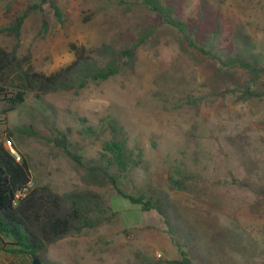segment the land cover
<instances>
[{
	"label": "rangeland",
	"instance_id": "rangeland-1",
	"mask_svg": "<svg viewBox=\"0 0 264 264\" xmlns=\"http://www.w3.org/2000/svg\"><path fill=\"white\" fill-rule=\"evenodd\" d=\"M56 1L62 21L44 5L42 12L29 15L21 31L19 53L30 52L38 72L49 74L73 61L71 45L90 49L116 42L140 23L157 24L164 33L157 47L141 48L134 75L90 84L78 93L38 98L27 92L25 101L8 113L10 105L0 97V142L10 150V141L17 161L28 163L34 186L60 195L83 189L74 164L52 139L55 130L79 142L84 156L91 159L101 151L99 140L105 137L101 120L114 116L125 126L130 145H138L144 153L143 165L133 169L121 187L131 195L159 186L168 191L177 213L199 236L196 257L190 256L193 264H264V100L237 101L231 93L216 96L228 88L239 89L240 73L219 75L212 61L181 53L162 19L148 10L127 13L120 0ZM168 1L180 4L183 17L205 31L220 23L222 46L243 25L264 52V0ZM28 4L0 0V28ZM14 42L0 34L1 47L11 49ZM188 96L201 98V105L193 107ZM83 125L96 129L97 137L83 139L79 134ZM178 169L195 177L193 192L169 182V175ZM105 195L117 212L114 223L53 244L45 259L52 264L182 260L155 210L144 211L111 191ZM36 256L43 264L44 259ZM33 261L0 252V264Z\"/></svg>",
	"mask_w": 264,
	"mask_h": 264
},
{
	"label": "trees",
	"instance_id": "trees-1",
	"mask_svg": "<svg viewBox=\"0 0 264 264\" xmlns=\"http://www.w3.org/2000/svg\"><path fill=\"white\" fill-rule=\"evenodd\" d=\"M5 1L8 4L29 2L23 11L11 18L7 26L0 28V34L15 40L11 49L0 46V97L10 105L5 113L21 105L27 92H35L38 98L66 92L78 93L90 84L100 85L117 76L134 75L141 48L157 47L164 33L157 24L140 23L132 27L128 36L116 42L102 43L90 49L71 45L73 61L45 74L33 68L30 52L25 55L19 53L20 37L29 15L42 12L44 5H49L57 19L62 21L57 1ZM119 5L127 13L148 10L158 15L162 19L161 25L166 26L181 53L190 58L199 55L212 61L218 66L219 75L230 77L240 73L238 80L243 82L239 89L228 88L226 92L216 93V96L224 97L226 93H231L237 101L264 100V52L258 49L243 25H238L229 44L222 46L220 23L210 31H205L199 23L191 25L176 2L120 0ZM43 27L47 29L46 21H43ZM188 99L193 107L201 105V98L188 96ZM100 129L105 135L99 140L101 151L91 159L84 156V148L69 134L55 130L52 138L74 164L84 184L83 189L60 195L45 187H34L18 205L13 204L14 195L31 180L30 168L24 159L17 161L0 142V252L30 259L39 254L40 259H44L43 264H52L45 258L53 244L67 237L80 236L86 230H97L114 223L117 212L105 195L111 191L140 205L144 211L155 210L163 218L168 227L167 233L182 257L176 263L193 264L190 256L196 257L199 236L177 213L168 191L159 186L142 188L131 195L121 187L131 171L143 165V150L138 145H130L125 126L114 116L103 118ZM98 133L92 126L84 125L79 131L83 139L95 138ZM168 180L181 190L193 192L195 189V177L180 169L171 173Z\"/></svg>",
	"mask_w": 264,
	"mask_h": 264
},
{
	"label": "built area",
	"instance_id": "built-area-1",
	"mask_svg": "<svg viewBox=\"0 0 264 264\" xmlns=\"http://www.w3.org/2000/svg\"><path fill=\"white\" fill-rule=\"evenodd\" d=\"M8 147L10 148V150L12 151L11 153H13L14 157L16 158V160H19V157L17 155V153L11 148V142L8 141L7 142ZM34 183L32 180H30L26 186H24L22 189L18 190L15 195H14V199H13V204L14 205H18V203L34 188Z\"/></svg>",
	"mask_w": 264,
	"mask_h": 264
},
{
	"label": "water",
	"instance_id": "water-1",
	"mask_svg": "<svg viewBox=\"0 0 264 264\" xmlns=\"http://www.w3.org/2000/svg\"><path fill=\"white\" fill-rule=\"evenodd\" d=\"M33 259H34V261H33L34 264H39L40 263L37 256H34Z\"/></svg>",
	"mask_w": 264,
	"mask_h": 264
}]
</instances>
